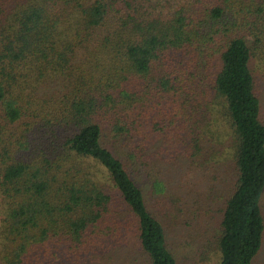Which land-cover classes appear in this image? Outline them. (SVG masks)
<instances>
[{
  "label": "trees",
  "instance_id": "obj_1",
  "mask_svg": "<svg viewBox=\"0 0 264 264\" xmlns=\"http://www.w3.org/2000/svg\"><path fill=\"white\" fill-rule=\"evenodd\" d=\"M168 1L0 0V264H179L205 178L217 264L263 250L264 0Z\"/></svg>",
  "mask_w": 264,
  "mask_h": 264
},
{
  "label": "rangeland",
  "instance_id": "obj_2",
  "mask_svg": "<svg viewBox=\"0 0 264 264\" xmlns=\"http://www.w3.org/2000/svg\"><path fill=\"white\" fill-rule=\"evenodd\" d=\"M183 1L185 0H169L168 2L175 5ZM164 2L167 0H156V6L163 9ZM197 181L201 183L199 188L194 190L187 203L180 204L179 210H176L178 217L173 220L176 226L173 229L174 232L170 233L169 246L175 252L179 264H217L218 256L214 247V235L222 217V208L216 196L213 198L214 201L208 203L210 199L207 197L206 189L209 179H197ZM183 191H185L184 188L180 189L179 195H187ZM261 204L264 210V193ZM1 217L2 213H0V223ZM129 253L127 257L120 253L112 257L106 255L107 259L97 260V264H139L138 259L144 260L142 253L136 247H131ZM45 264L53 263L45 262ZM253 264H264V246Z\"/></svg>",
  "mask_w": 264,
  "mask_h": 264
}]
</instances>
